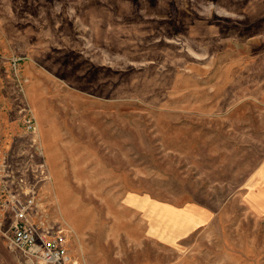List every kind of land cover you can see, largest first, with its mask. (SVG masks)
I'll return each mask as SVG.
<instances>
[{"label":"rangeland","instance_id":"374dc122","mask_svg":"<svg viewBox=\"0 0 264 264\" xmlns=\"http://www.w3.org/2000/svg\"><path fill=\"white\" fill-rule=\"evenodd\" d=\"M17 206L72 264H264V0H0V264Z\"/></svg>","mask_w":264,"mask_h":264},{"label":"built area","instance_id":"2783aa9c","mask_svg":"<svg viewBox=\"0 0 264 264\" xmlns=\"http://www.w3.org/2000/svg\"><path fill=\"white\" fill-rule=\"evenodd\" d=\"M15 217L9 240L21 251L25 264L73 263L63 231H45L40 224L32 221L23 206L15 208Z\"/></svg>","mask_w":264,"mask_h":264}]
</instances>
